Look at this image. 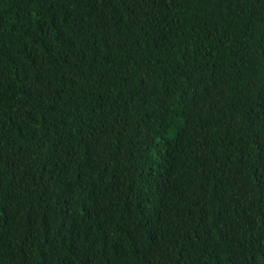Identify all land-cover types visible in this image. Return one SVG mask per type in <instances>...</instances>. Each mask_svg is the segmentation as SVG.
I'll return each instance as SVG.
<instances>
[{
	"label": "trees",
	"instance_id": "16d2710c",
	"mask_svg": "<svg viewBox=\"0 0 264 264\" xmlns=\"http://www.w3.org/2000/svg\"><path fill=\"white\" fill-rule=\"evenodd\" d=\"M0 264H264V0H0Z\"/></svg>",
	"mask_w": 264,
	"mask_h": 264
}]
</instances>
